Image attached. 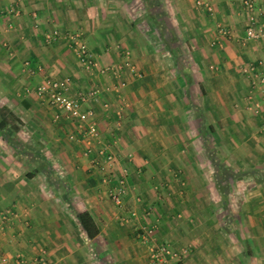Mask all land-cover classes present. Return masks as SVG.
<instances>
[{"label": "crops", "instance_id": "crops-1", "mask_svg": "<svg viewBox=\"0 0 264 264\" xmlns=\"http://www.w3.org/2000/svg\"><path fill=\"white\" fill-rule=\"evenodd\" d=\"M13 1L0 0V108L17 128L0 130V211L16 216L0 217V261L31 264L42 249L52 264H148L136 233L155 222L162 240L186 248L178 264H264V38H243L249 9L17 0L12 14ZM252 3L264 24V0ZM53 27L80 32L92 71L65 39L44 41ZM46 76H69L70 94L98 88L85 104L100 131L93 147L114 152L113 177L126 168L122 205L108 198L99 156L82 153L79 123L36 96ZM83 210L92 237L75 216Z\"/></svg>", "mask_w": 264, "mask_h": 264}, {"label": "built area", "instance_id": "built-area-1", "mask_svg": "<svg viewBox=\"0 0 264 264\" xmlns=\"http://www.w3.org/2000/svg\"><path fill=\"white\" fill-rule=\"evenodd\" d=\"M16 1L17 0H14L8 5V10L12 14H16L19 11ZM195 1L197 4L203 5L206 10H212V5L209 0ZM240 1L250 11L247 16V23L244 28L243 38H264V24L258 23L255 20L252 0ZM5 24L7 28L12 26L10 21ZM219 32L221 34H225L226 30L220 28ZM61 38L65 39L69 49L80 60L82 66L85 69L92 71L96 65V60L92 56L78 30L59 31L56 28H51L43 33V39L45 42H51ZM125 64H127V62H125ZM119 67L120 65L116 68H111L115 75L118 74ZM108 68L110 67L101 66L95 70L101 73L106 70H110ZM258 79L260 81H264V73L260 74ZM120 84H122V82H118V85L115 84L113 87L116 88ZM69 85V76L61 78L46 76L36 84L34 92L41 101L49 104L57 110H62L67 117L79 123L82 128L80 138L84 142L82 153L84 155H88L93 152L95 155L99 156V160L94 159L93 162L97 164L96 167L101 172L100 178L102 182L110 185L108 186L107 191L109 199L115 205L120 206L123 204L124 194L127 191L125 179L126 168L122 167L120 173L115 177H113L110 172L106 170L109 165L114 162V152L110 149V147H108V145L102 143L95 148L93 147L95 142L100 141V131L96 122L92 119V110L85 106L86 102L96 100L98 98V88L92 87L88 89H77L70 94L68 91ZM147 211L145 212L147 213ZM130 214L134 215L135 212L131 211ZM10 216H16L13 209L6 208L0 211V217L2 220H5ZM122 221H127V218L125 216L122 217ZM136 235L138 240L145 245L148 255V264H178L186 253L185 247L176 248L169 242L162 240L157 234V226L155 222L139 226ZM26 261L27 260L22 257L18 259L16 264H25ZM30 261L31 264H52L46 259L44 250L42 249H39L38 252L31 257ZM0 264L8 263L1 260Z\"/></svg>", "mask_w": 264, "mask_h": 264}, {"label": "trees", "instance_id": "trees-1", "mask_svg": "<svg viewBox=\"0 0 264 264\" xmlns=\"http://www.w3.org/2000/svg\"><path fill=\"white\" fill-rule=\"evenodd\" d=\"M15 118L14 114L7 108H0V130H2L4 135L9 134L5 131L6 127L12 130V134L16 131L17 128L10 125V121H13ZM75 216L88 237H92L97 233V227L87 211H75Z\"/></svg>", "mask_w": 264, "mask_h": 264}, {"label": "rangeland", "instance_id": "rangeland-1", "mask_svg": "<svg viewBox=\"0 0 264 264\" xmlns=\"http://www.w3.org/2000/svg\"><path fill=\"white\" fill-rule=\"evenodd\" d=\"M138 1H139V0H136V2H135V3H136V5H135L136 7H137V3H138ZM151 1H152V0H151ZM139 3H141V2H139ZM149 3L151 4V2H149ZM53 28H54V27H53ZM45 31H47V30H45ZM45 31H44V32H45ZM42 35H43V34H42ZM53 41H54V40H53ZM51 42H52V41H51ZM47 43H49V42H47ZM178 53H180L179 50H178ZM183 65H184V64H183ZM217 175H218L220 178H223V177H224L225 179H227V176H225V175H224V176H223V175L220 176V174H217ZM231 176H232V175H231ZM108 198H109V197H108ZM140 226H141V225H140ZM156 226H157V225H156ZM139 242H140V241H139ZM144 246H145V245H144Z\"/></svg>", "mask_w": 264, "mask_h": 264}]
</instances>
